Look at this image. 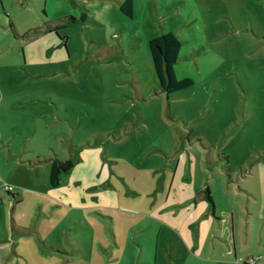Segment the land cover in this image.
Here are the masks:
<instances>
[{"label":"rangeland","instance_id":"obj_1","mask_svg":"<svg viewBox=\"0 0 264 264\" xmlns=\"http://www.w3.org/2000/svg\"><path fill=\"white\" fill-rule=\"evenodd\" d=\"M146 1L121 22L118 0H0V264H213V230H202L200 251L199 228L170 213L178 202L166 199V166L175 155L192 160L197 184L211 188L213 155L223 165L227 155L239 175L264 161V0H213L211 13L206 0H188L185 14L200 20L182 37L173 32L175 74L193 84L169 96L146 31L160 30L173 0L148 10ZM55 155L75 161L58 186L45 161ZM13 180L26 192L14 212L3 191ZM249 203L234 197L235 223L260 264L264 220ZM13 220L31 232L14 231Z\"/></svg>","mask_w":264,"mask_h":264},{"label":"crops","instance_id":"obj_2","mask_svg":"<svg viewBox=\"0 0 264 264\" xmlns=\"http://www.w3.org/2000/svg\"><path fill=\"white\" fill-rule=\"evenodd\" d=\"M125 0H118L119 9L120 5ZM157 3L160 0H156ZM175 1V2H174ZM169 2L171 4L169 9L164 10L162 14L166 17L161 20L159 23V29L151 28L150 31H146L147 41L149 42L154 37L161 35V32H174L179 37H182L184 34H187V28L193 27L194 24L198 23L200 20V16L196 14L194 11L188 10L189 15L185 14V8H188V0H173ZM152 4V0H148L145 2V9H150ZM206 4L209 7L208 11L211 13L213 7V0H206ZM121 11V9H120ZM138 8L136 4V0H133V15L127 16L122 11L120 14L118 12L114 13V18L118 21L124 19L123 17L135 19ZM194 12V13H193ZM122 13V14H121ZM196 14V15H195ZM163 15V16H164ZM187 15V16H186ZM78 18V17H76ZM212 27L213 21L208 18ZM207 27V22H204ZM144 27V26H143ZM154 27V26H153ZM159 30V31H158ZM179 132L183 137L185 134L188 138L192 135L191 132L186 133L182 130V127H179ZM184 140L179 142L177 146H179L180 155L184 157ZM191 149L195 148L196 150L200 148L197 142H191ZM192 154L191 152L189 155ZM223 158H219L220 160L226 159L224 153L222 154ZM173 156V155H172ZM175 155L172 157V163L166 166V169L170 171V176L168 179L164 181V188L166 189V199L169 201L170 198L178 202L177 209H174L173 206L169 207L170 213L177 212V218H180L182 227L188 229L190 226L193 228H199V243L197 245L198 250L203 251L204 245L202 244L201 233L205 226L209 227L213 230L214 237L218 243L216 248H220L219 252L214 251L212 257H206V260H209L213 264H249L252 258H255L252 252H249L247 249L248 242L240 243L238 239V230L236 228L235 223V205H234V197L235 196H246L249 199L250 203L255 205V208L258 206V210L255 209V213L260 220H264V161L261 158L254 163H251L248 166L241 167V171L237 173L231 162L229 161V157L227 159L228 164L223 165V162L218 164V160H216V156L213 155V187L209 186L211 195L213 197L215 207L212 212L210 208L209 201L207 199L206 194L204 193L205 188L207 187L206 183L197 184V163L196 162H182L181 158H178ZM192 157V156H191ZM55 158L60 159L57 155L45 158L47 161V170H49V181H50V169ZM194 158V157H193ZM64 160V159H62ZM1 172V171H0ZM69 172H67L68 174ZM66 174V173H63ZM62 174V175H63ZM61 175V181H62ZM13 186L16 188L18 185H24L22 182H18L17 180H13ZM26 185L28 183H25ZM238 184V185H237ZM238 186V187H237ZM1 187V186H0ZM4 191V190H3ZM5 192V191H4ZM7 199L9 200L10 206L14 211L19 209L20 203L24 200V196L26 192L20 191L17 193L16 189L13 192L8 193ZM35 194L45 196V192L36 191ZM1 197V193H0ZM62 201L68 203L65 198H60ZM172 199V200H173ZM222 200V202H221ZM4 202V198H0V204ZM249 203V204H250ZM88 207L80 206L79 209H87ZM173 208V209H172ZM254 212L251 211V215ZM160 221V225L162 228H166L176 236L177 240H183L184 234L180 231V227L170 220L166 218H162ZM14 231H19L22 234L31 232L26 230L23 224L20 221L14 222ZM17 226H22V228H18ZM2 232L0 231V243L4 239L2 237ZM261 244H258L257 247H261ZM185 247V246H184ZM215 249V248H214ZM257 262H261L263 259L258 257ZM260 264H264L263 262Z\"/></svg>","mask_w":264,"mask_h":264},{"label":"trees","instance_id":"obj_3","mask_svg":"<svg viewBox=\"0 0 264 264\" xmlns=\"http://www.w3.org/2000/svg\"><path fill=\"white\" fill-rule=\"evenodd\" d=\"M120 9L125 15L131 17L133 15V0H125L120 5ZM86 18V14H82L78 18L71 16L70 21H84ZM149 49L162 90L168 96L193 84V81L189 78L179 80L176 77L175 65L179 60L181 42L174 33L162 32L161 35L154 37L149 41ZM225 158L228 159V156H225ZM74 164L75 161L72 158L64 160L55 158L50 169V184L52 186H58L61 183V175L69 172L74 167ZM204 193L207 196L213 212L215 203L208 185Z\"/></svg>","mask_w":264,"mask_h":264},{"label":"built area","instance_id":"obj_4","mask_svg":"<svg viewBox=\"0 0 264 264\" xmlns=\"http://www.w3.org/2000/svg\"><path fill=\"white\" fill-rule=\"evenodd\" d=\"M13 189H14V187L12 186V185H10V184H5L4 186H3V190L5 191V192H8V193H11V192H13ZM1 198V197H0ZM256 261V259L255 258H252L251 260H250V263L252 264V263H254Z\"/></svg>","mask_w":264,"mask_h":264}]
</instances>
